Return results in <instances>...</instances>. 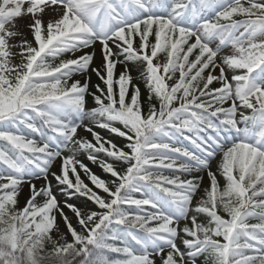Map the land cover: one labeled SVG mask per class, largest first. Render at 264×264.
Wrapping results in <instances>:
<instances>
[{
	"label": "snow or ice",
	"instance_id": "6c2138e0",
	"mask_svg": "<svg viewBox=\"0 0 264 264\" xmlns=\"http://www.w3.org/2000/svg\"><path fill=\"white\" fill-rule=\"evenodd\" d=\"M201 258L264 264V0H0V264Z\"/></svg>",
	"mask_w": 264,
	"mask_h": 264
},
{
	"label": "rangeland",
	"instance_id": "374dc122",
	"mask_svg": "<svg viewBox=\"0 0 264 264\" xmlns=\"http://www.w3.org/2000/svg\"><path fill=\"white\" fill-rule=\"evenodd\" d=\"M30 23H31V20H30V18H28V17H23V18H20V19L17 20V29H16V30H18V31L21 33V37H20V39H23V38H25V37H26L27 39H29V40L32 39V36H31V33H30V29H29V27H28V25H29ZM98 58H99V48H97V63L99 62V61H98ZM122 70H123V67H122L121 65H118V66H117V69H116V73H117V75H118L119 72L122 71ZM129 70L131 71V74H132V76H133V79H137V78H139V79H141L142 81H144V80L140 77V71H142V68H137L136 66L129 65ZM98 82H99V80L95 77V75H92V81H91V83L93 84V83H98ZM88 106H95V105H94V103H91V102L88 101ZM97 130H99V129H97ZM99 131H101L102 136H104V137H106V138H109V139H112L113 142H115L116 144L119 143L118 138L115 139V134H111V135H110L106 130H99ZM80 134H81L82 136H87L89 139L92 138L91 135L88 134V133H86V132L81 131ZM118 146H119V145H118ZM79 158H80L81 160H83L86 164H88V166H89L94 172H96L98 175H100V176H101L103 179H105L106 181L111 179L110 174H105V173H103V172L99 169V167H98L97 165H93V164H91V162L88 161L84 155H81ZM117 167H118V169H122V168H124V167H126V166H125L123 163H121V164L117 165ZM215 167H216V165H215V163H214V164H213V170H215ZM82 178H85V177H83V174H82ZM85 182L90 184V182H89L86 178H85ZM205 183L207 184V178H206V180H205ZM90 186H91V185H90ZM101 194L106 196V194H104L102 191H101ZM27 196H28V186L25 185L24 188H23V191H22V193H21V195H20V197H19V205H20L21 207L25 204L26 199H27ZM70 202L77 203L78 206H81V207L84 206V204H83L82 201H70ZM87 207H89V208H93V209L95 208V206L92 205L90 202L87 204ZM65 211L68 212V215L70 216V218L73 219V223H74V225H75L76 221H75V218L73 217V214H72L70 211H68L67 209H65ZM61 227L63 228V225H61ZM65 231H66V229H65ZM68 239H71V237L69 236ZM198 264H201V260L198 261Z\"/></svg>",
	"mask_w": 264,
	"mask_h": 264
},
{
	"label": "trees",
	"instance_id": "16d2710c",
	"mask_svg": "<svg viewBox=\"0 0 264 264\" xmlns=\"http://www.w3.org/2000/svg\"><path fill=\"white\" fill-rule=\"evenodd\" d=\"M98 83H101L100 81ZM96 84V83H93V85ZM133 84L135 85H138L141 89V102L143 104H145V107L147 106V97H148V89L145 85V81H142L141 79L137 78V79H133ZM214 86H218V85H215L214 83ZM101 87H104V85L101 83ZM130 93H131V89H130ZM88 101L94 103V101L91 99V97H88L87 98ZM153 102L154 103H158L155 98H153ZM118 127H121L120 125H118ZM119 140V143L117 145H119L120 147H123L124 144L126 143V141L124 140V138H120L118 136L115 135V139ZM127 150V149H125ZM221 184H223V180L221 179ZM201 262H202V258H201Z\"/></svg>",
	"mask_w": 264,
	"mask_h": 264
},
{
	"label": "bare ground",
	"instance_id": "6f19581e",
	"mask_svg": "<svg viewBox=\"0 0 264 264\" xmlns=\"http://www.w3.org/2000/svg\"><path fill=\"white\" fill-rule=\"evenodd\" d=\"M49 18H55V14L53 12H47L45 15V20Z\"/></svg>",
	"mask_w": 264,
	"mask_h": 264
}]
</instances>
